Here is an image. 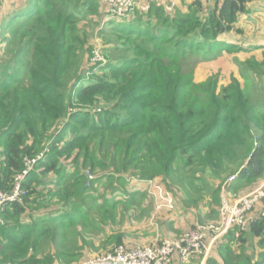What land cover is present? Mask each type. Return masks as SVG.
Returning <instances> with one entry per match:
<instances>
[{
	"label": "trees",
	"instance_id": "1",
	"mask_svg": "<svg viewBox=\"0 0 264 264\" xmlns=\"http://www.w3.org/2000/svg\"><path fill=\"white\" fill-rule=\"evenodd\" d=\"M262 1L192 0L117 20L103 0H4L0 191L13 189L26 159L50 151L25 178L22 201L0 212V264H82L137 246L130 229L152 205L144 187L153 182L205 223L217 212L206 197L220 205L230 177L232 191L264 179V95L252 97L257 81L264 87ZM90 25L105 62L92 61L100 49ZM238 55L254 90L235 78L220 88L214 75L194 83L197 63ZM261 209L206 264H264Z\"/></svg>",
	"mask_w": 264,
	"mask_h": 264
},
{
	"label": "built area",
	"instance_id": "2",
	"mask_svg": "<svg viewBox=\"0 0 264 264\" xmlns=\"http://www.w3.org/2000/svg\"><path fill=\"white\" fill-rule=\"evenodd\" d=\"M3 3L4 0H0V13L3 10ZM103 3L110 15L109 18L117 20L129 18L135 11L148 13L153 7L163 8L171 14L177 7L176 1L168 4L164 0H103ZM47 150L35 159H26V169L16 178L11 191H0V212L8 205L21 202L26 196V191L22 187L23 182L36 163L49 152ZM88 176L90 180L93 179L90 174ZM235 180L236 175L222 188L223 200L218 221L197 222L178 238H165L145 246H119L103 257L88 259L82 264H174L175 261H178V264H192L196 259H200L202 263L207 262L215 246L230 232H235L236 238L247 232L255 220L254 213L259 205H262L260 215L264 217V183L235 199L227 188V185L234 183ZM154 190L156 192H152V196L155 199L156 214L173 211L176 207L173 194L161 186Z\"/></svg>",
	"mask_w": 264,
	"mask_h": 264
},
{
	"label": "rangeland",
	"instance_id": "3",
	"mask_svg": "<svg viewBox=\"0 0 264 264\" xmlns=\"http://www.w3.org/2000/svg\"><path fill=\"white\" fill-rule=\"evenodd\" d=\"M190 2H192V1H190ZM187 4H189V1L186 2V5ZM106 11H107V8H106ZM97 30H98L97 27L90 25V28L88 29L89 33H87L89 36H91L92 34L95 36L93 38L91 37L90 44L94 45V46L97 45L98 46L97 48L100 49L99 51L94 53V58L92 59V61L93 62H95V61L105 62L106 59L104 58L103 53H102L103 51H105V49H104L102 41L100 39L96 38ZM238 56L241 58H239V57L238 58L237 57L229 58L227 56H222V57H219V59H217L215 61H210V62L209 61H204V62L202 61V62L197 63V65L195 66L194 73H193L194 83L198 84V83L205 82V80L207 78L212 77L214 75V76H217L219 78V87L220 88H222V86H227L235 78V79L239 80V82L244 84V85H246L248 83H252V85H254V87H252V90H254L255 88H257V82H258V84H259L258 86H259V88H262V91L260 90L259 92H254V94H253L254 96H252V97H253V99L263 98V96H262V95H264L263 85L261 83H259V81L247 82V80H246L247 74H245L243 72V69L241 68V66L239 64V62L244 61V59H243L244 56H241V55H238ZM259 144H260L259 139L257 136H255V138H254L255 149L258 148ZM47 149H48L47 151H50V148H47ZM43 153H41V154H43ZM178 176H181V175L179 174ZM231 178L232 177H230L229 179H231ZM139 182L140 181L136 182V180L132 181V183H139ZM236 182H237V178H236L234 184ZM263 183H264V179H261L253 185H248L246 187L239 188L238 190H235V191H232V189L231 190L228 189V191H230V193L232 195H234V198L236 199L237 196L244 195L249 190L255 189V188L259 187L260 185H262ZM230 185L232 186L233 183ZM158 186L165 188L163 185H161V183L159 184L156 182L151 183L148 187H144L145 188L144 189L145 194L150 195V197L152 199V205L148 206V205L144 204L143 209L141 208V210L139 212V215H138L139 218L137 219L138 222L137 221L135 222L138 225H140L141 227H143V230L141 231V233H139L138 235H133L131 232V229L133 231H138V226H133L130 229V234H131L132 238L129 240V242H132L137 246H144V244L150 245L152 243H156L157 241L161 240V238H162L161 236H162L163 231H166L167 233L171 234L170 236L172 238H178L184 232H186L188 229L191 228V226L189 225V222L193 221V222L197 223L196 222L197 218L194 216L196 214V209L194 207L188 208L187 210L183 209L182 205H181L180 201L177 199L176 195H173L175 198V203H176L175 209L173 211H170V212H161V213L164 214L163 217H165V218L173 217L174 219H177V220L183 219L182 228H181L180 233H178V235H177L176 234L177 230L170 231V229H173V228L168 227V224L171 223L168 220L166 222L160 220L161 221V224H160V221L159 222L157 221V220H159V218H158L156 220L157 223L154 222L155 219L159 216V214H156L155 199L152 196V192L153 193L156 192V190H154V189ZM215 187H216V185L214 184V185H212V187L209 186L208 188L211 189L210 191L212 192ZM208 188H206V190ZM172 189L174 190V193L177 190L174 187ZM210 191L207 193V195H210V193H211ZM206 198L208 200V203H211L214 205L215 208H213V209H217V212L214 215H212L211 218H208V214H204V217H205L204 221H205V223L216 222V221H218L219 210H220L221 203L223 200L222 189L220 192V199H221L220 205H215L214 203H212V199L209 198L208 196ZM141 201H144V200L142 199ZM231 201L233 202L234 200L231 199ZM205 209H206V211H208L210 208L206 207ZM161 213H160V215H162ZM187 217H191V220H188ZM151 223H153L154 225H156V224L157 225L154 227H151ZM144 228H147L149 230V233H150L149 239L148 240L139 239L140 241L135 240V238H138V237L144 238L146 236V233L144 232V230H145ZM157 229L159 232H157ZM152 230H155V232H153ZM155 237H156V239H155ZM147 238H148V236H147ZM94 258H96V256L90 257V259H94Z\"/></svg>",
	"mask_w": 264,
	"mask_h": 264
},
{
	"label": "crops",
	"instance_id": "4",
	"mask_svg": "<svg viewBox=\"0 0 264 264\" xmlns=\"http://www.w3.org/2000/svg\"><path fill=\"white\" fill-rule=\"evenodd\" d=\"M165 2H167L168 4H170V3H172L173 1H176V3H177V7H176V9H178V8H183V6L184 5H186V2L187 1H189V4L191 3L190 1H192V0H164ZM154 5V4H153ZM261 6H264V0L261 2ZM175 9V10H176ZM163 215L164 214H162V215H159L156 219H155V221L154 222H156L157 223V219L159 218V220H158V222L161 220V221H164V222H166L167 220L168 221H170V222H172L173 223V225L170 227L169 225H168V227L169 228H173V229H170V231H175V230H177L176 232V234L178 235V233H180V231H181V228H182V221H183V219H174L173 217H168V218H165V217H163ZM188 218V220H191V217H187ZM190 218V219H189ZM161 221H160V224H161ZM195 222H193V221H191V222H189V225L190 226H192L193 224H194ZM157 225V224H156ZM156 225H154L153 223H151V227H154V226H156ZM141 226H138V231H140L139 233H141ZM147 229V228H146ZM138 231H135V232H138ZM153 232H155V230H152ZM157 232H159L158 231V229H157ZM171 234H169V233H167L166 231H163L162 232V238H161V240L162 239H165V238H172L171 236H170ZM147 236H148V238H147ZM149 236H150V234L149 235H146L144 238H142V237H138V238H135V240H138V241H140L139 239H141V240H148L149 239ZM157 237V236H156ZM156 237H155V239H156ZM132 243V242H131ZM144 245H146V244H144ZM198 264H206V262L205 263H202V261H198Z\"/></svg>",
	"mask_w": 264,
	"mask_h": 264
}]
</instances>
